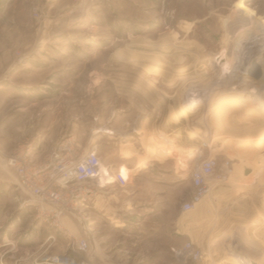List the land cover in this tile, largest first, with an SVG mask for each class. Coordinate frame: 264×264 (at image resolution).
Segmentation results:
<instances>
[{
  "label": "rangeland",
  "instance_id": "obj_1",
  "mask_svg": "<svg viewBox=\"0 0 264 264\" xmlns=\"http://www.w3.org/2000/svg\"><path fill=\"white\" fill-rule=\"evenodd\" d=\"M244 9L254 12L258 24L264 26V0H0V79L11 78L18 84L21 110V139L13 142L11 123L1 118L8 107L0 104V134L9 132L4 142L0 135V158L48 132L46 121L52 113L51 119L60 122L59 130L77 123L91 133L93 116L96 123L98 118L111 124L123 118L118 124L125 128L127 103L146 107L149 115L157 109L171 139L206 143L203 149L215 153L241 152L240 161L246 162L247 169L236 173L246 182L240 191L250 200L249 219L238 223L245 229L230 235L218 247L214 261L209 256V262L264 264V163H260L264 161V66L258 67L256 79L220 71L223 52L230 60V71L239 66L244 72L264 48V42L255 44L248 59L243 53L246 44L236 50L232 38L242 42L254 31L248 30L244 37L237 32L231 38L233 34L226 35L229 18ZM54 66L70 82L51 87L64 95L49 102L43 100L40 84L53 78L52 72L48 77L44 70ZM36 83L33 91L20 86ZM31 95L40 102L25 105L22 99ZM195 129L203 136L190 138L187 131ZM228 129L232 136L223 132ZM48 153L40 151L39 159ZM109 155L102 160H110ZM218 162L217 174L231 178L236 168L233 162ZM0 169L8 171V197L14 196L12 171L1 161ZM24 198L30 200L27 195ZM238 206L247 209L245 200ZM26 213L31 226L16 230V240L25 241L38 227L34 206L28 204ZM73 219L80 225V219ZM5 230L1 227L0 232ZM55 230L62 242H70L68 234ZM120 240L103 245L99 263L98 246L94 248L92 264H198L163 250L141 258L132 237ZM7 260L0 250V264H8Z\"/></svg>",
  "mask_w": 264,
  "mask_h": 264
},
{
  "label": "crops",
  "instance_id": "obj_2",
  "mask_svg": "<svg viewBox=\"0 0 264 264\" xmlns=\"http://www.w3.org/2000/svg\"><path fill=\"white\" fill-rule=\"evenodd\" d=\"M57 68L59 67L54 66L51 71L47 68L44 70L48 77L53 73V78L40 84L43 100L58 101L64 94L51 91V87H65L66 83L70 82L68 77H60L62 75ZM30 70L35 69L31 67ZM20 86L33 91L38 85L36 83ZM18 87L11 78L0 79V104L4 102L5 107H8L1 118L7 124L11 123L13 142L21 139ZM32 98L33 95L23 98L22 101L25 105L40 102L38 96L34 100ZM126 105L127 113L123 117H127L124 119L127 123L123 129L118 124L123 118H117L111 124V121L104 123L99 118L96 123V116H93L91 133L84 127H79L77 123L69 124L71 129L59 130L57 126L60 122L57 118L51 119L52 114L55 115L52 113L46 121L48 132L31 139L35 161H38L40 151L45 149L51 153L63 139L69 138L75 147L83 152L91 145L96 146L100 166L106 170V176L101 177L102 185L97 188L95 197L80 208L84 227L71 217L62 218L61 227L70 235L82 236L89 240L93 251L98 246V263L101 252L106 248L103 245L111 243V239L118 243L120 238L132 237L136 243V254L141 258L155 256V250H163L164 254L173 255L172 250L192 243L200 250L202 257L206 256L203 261L201 258L198 264H210L209 256H212L214 261L218 247L225 243L230 235L233 236L240 229L243 231L245 226L238 223L249 219L250 200L240 191L246 182L241 173H236L238 170L247 169L246 162L240 161L241 152L215 153V150L210 151V148L201 150L198 142L189 138L186 141L171 139L166 134L162 115L160 120L158 119L162 112L155 109L156 111L149 115L146 107L131 103ZM8 133L0 134L3 142ZM104 148L110 151H102ZM200 152L202 156L214 157L217 162L228 159L236 168H233L231 178L220 182L193 210L184 212L181 206L189 203L192 198L193 185L190 174L199 162ZM109 153L110 160H102ZM260 161L261 164L264 163L263 160ZM122 168L128 173V182L124 188L118 187L112 180L114 174ZM8 177V171L0 169V222H3L0 224V230L1 227L6 228L3 233L0 232V250L8 259L5 263L16 264L19 261L21 264H35V260L42 253L56 255L65 252L67 243L62 242L64 239L60 238V233L45 224L38 215L34 216V220L39 221L38 227H33L30 238L25 241L14 238L16 230L31 226V223L25 219L28 206L25 203V195L17 188L15 181L12 183L16 194L8 197ZM244 200L246 210L238 206L242 205ZM10 201L12 206H9ZM49 236L55 241L46 240ZM224 262L226 261L221 260L219 263Z\"/></svg>",
  "mask_w": 264,
  "mask_h": 264
},
{
  "label": "built area",
  "instance_id": "obj_3",
  "mask_svg": "<svg viewBox=\"0 0 264 264\" xmlns=\"http://www.w3.org/2000/svg\"><path fill=\"white\" fill-rule=\"evenodd\" d=\"M204 147H207L206 143L200 145L201 150ZM0 161L13 172L17 188L30 198L25 203L34 206L45 224L68 234L70 239L65 252L42 253L35 264H92L95 260L92 243L82 236L70 235L61 227L60 221L64 217L77 218L84 227L80 208L95 197L97 188L102 185V167L96 146L91 145L81 153L66 138L51 153L35 161L34 145L27 142ZM218 166L214 157L199 153V162L190 174L193 195L189 203L181 206L184 212L193 210L220 182L227 180L226 174H217ZM228 166L229 162H226L224 167L227 169ZM112 180L120 188L126 187L128 182L120 171ZM46 240L55 241L52 236ZM172 253L190 262H199L202 258V253L192 243L172 250ZM16 264L21 263L17 261Z\"/></svg>",
  "mask_w": 264,
  "mask_h": 264
},
{
  "label": "bare ground",
  "instance_id": "obj_4",
  "mask_svg": "<svg viewBox=\"0 0 264 264\" xmlns=\"http://www.w3.org/2000/svg\"><path fill=\"white\" fill-rule=\"evenodd\" d=\"M239 12L240 13L237 14V15H233L232 14V16L229 18V20L225 24V27H227V29H228V33L226 35H230V34H233V33L237 32L238 35L244 37V33H246L248 30H253L254 31V35H252V37H249V38H248V36H245L246 39L243 38L242 42L236 41L235 40L236 38H232L233 39L232 41L235 43L234 46H235L236 50H239L240 49L239 47H241V45L246 44L243 53H244V55L246 54L248 56V59H250V55H251V52H252L255 44L259 43L260 41H261V43L264 42V30H263L264 26H263L262 22H260L258 24V22H257V20L255 18L254 12H251V11H248V10H245V9L244 10H239ZM225 27H223V28H225ZM231 37H234V34L231 35L230 38ZM219 58H220V62H221L220 63V71L221 72H223V73H229V72L231 73L232 72L233 74H235V76L236 75H241V76L243 75L244 76L245 72H241L242 68L239 67V66L235 67L234 68L235 70L230 71V60L227 57H225L224 52L222 54H220ZM251 61H252V59H251ZM253 61L256 63V65L258 67H260V65L264 66V48L260 49V51L258 52L257 57L255 59L253 58ZM238 62H240V61H238ZM244 71H245V69H244ZM206 131L208 132V130H206ZM223 132H225L226 136H232V134H233L232 130H230V129H228L226 131H223ZM187 133L189 134L190 138L203 136V134H204V132L201 133V131H199L198 129L189 130V131H187ZM120 172L125 178L128 177V173L123 168H122V170ZM101 174H102L101 177L106 176V170L104 168L101 169Z\"/></svg>",
  "mask_w": 264,
  "mask_h": 264
},
{
  "label": "water",
  "instance_id": "obj_5",
  "mask_svg": "<svg viewBox=\"0 0 264 264\" xmlns=\"http://www.w3.org/2000/svg\"><path fill=\"white\" fill-rule=\"evenodd\" d=\"M244 72H245L244 76L245 77L247 76L250 79H256L259 76L258 66L254 61L247 63ZM251 264H255V263L251 262Z\"/></svg>",
  "mask_w": 264,
  "mask_h": 264
}]
</instances>
